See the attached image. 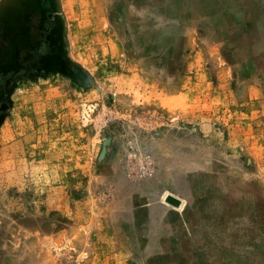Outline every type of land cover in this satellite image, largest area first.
<instances>
[{"label":"rangeland","instance_id":"rangeland-1","mask_svg":"<svg viewBox=\"0 0 264 264\" xmlns=\"http://www.w3.org/2000/svg\"><path fill=\"white\" fill-rule=\"evenodd\" d=\"M178 6L0 0V264L261 255L264 47Z\"/></svg>","mask_w":264,"mask_h":264},{"label":"bare ground","instance_id":"bare-ground-1","mask_svg":"<svg viewBox=\"0 0 264 264\" xmlns=\"http://www.w3.org/2000/svg\"><path fill=\"white\" fill-rule=\"evenodd\" d=\"M182 1H184V4H187V5H189L192 2L193 3L199 2L202 5H204L205 9L206 8H213L212 10H208V9L202 10V13H204V12L208 13V15H207L208 18L205 20V22H207L208 26H210L212 24L224 25L225 33L232 35L233 42H240V43L241 42H248L249 44H251L253 46V48L254 47L255 48L264 47V40L260 39L261 34L258 30H256V26L252 25V24H245L244 25L242 23L241 18H240L241 16H240L239 12H237V10H236V6L239 5L240 2L244 4V3L250 2L251 0H162L161 2L159 0H157V3H158V5H160L164 8L166 7L167 9H171V10L173 8L176 11H179L178 4ZM221 4H225L227 6H228V4H230L232 6V9L222 13L219 11L218 8L215 7L216 5H221ZM210 5H215V6L212 7ZM180 10L185 11L184 8H180ZM199 12H196V14L199 15Z\"/></svg>","mask_w":264,"mask_h":264},{"label":"crops","instance_id":"crops-1","mask_svg":"<svg viewBox=\"0 0 264 264\" xmlns=\"http://www.w3.org/2000/svg\"><path fill=\"white\" fill-rule=\"evenodd\" d=\"M262 200L257 202L256 207H254V214L250 220L252 221V224L246 228V235H252V239L254 240V243H251L250 249L254 253H261L260 256L255 257V260H248L245 257L239 258L238 255H234L231 251L224 256V259L219 261L218 263H212L210 261H203L200 262V264H264V202H261ZM259 205L261 209H259ZM262 210V211H260ZM245 213L242 211L239 213V216L244 218ZM244 215V216H243ZM242 220L239 217L238 220V226H237V234L239 235L241 233V230L243 229ZM245 235V233H244ZM258 237V238H257ZM258 258V259H257Z\"/></svg>","mask_w":264,"mask_h":264}]
</instances>
